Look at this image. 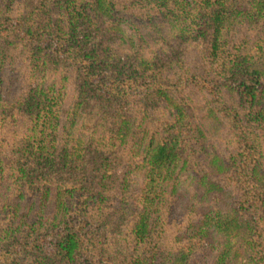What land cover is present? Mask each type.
Instances as JSON below:
<instances>
[{
  "label": "trees",
  "instance_id": "1",
  "mask_svg": "<svg viewBox=\"0 0 264 264\" xmlns=\"http://www.w3.org/2000/svg\"><path fill=\"white\" fill-rule=\"evenodd\" d=\"M0 264H264V0H0Z\"/></svg>",
  "mask_w": 264,
  "mask_h": 264
}]
</instances>
